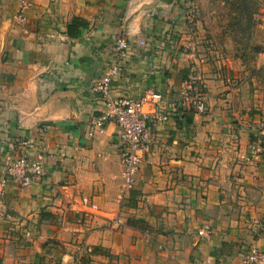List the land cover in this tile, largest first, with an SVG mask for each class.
<instances>
[{"label":"crops","instance_id":"obj_1","mask_svg":"<svg viewBox=\"0 0 264 264\" xmlns=\"http://www.w3.org/2000/svg\"><path fill=\"white\" fill-rule=\"evenodd\" d=\"M177 1L0 0V264H250L252 247L264 251V160L242 159L264 135V79L256 90L201 76L205 110L183 105L197 73L173 34ZM116 63L115 94L159 91L171 112L151 121L122 203L119 127L90 135L103 110L96 84ZM24 132L46 173L26 190L4 182ZM84 196L100 211L86 215Z\"/></svg>","mask_w":264,"mask_h":264},{"label":"built area","instance_id":"obj_2","mask_svg":"<svg viewBox=\"0 0 264 264\" xmlns=\"http://www.w3.org/2000/svg\"><path fill=\"white\" fill-rule=\"evenodd\" d=\"M27 5L22 6L16 16L18 20H26L24 10ZM129 48L130 43L126 37L121 36L117 39L116 51L118 55H124ZM120 71L121 66L116 63L96 84L103 110L93 122L90 135L94 129L104 132L106 126L112 122L119 127V138L122 142L120 160L123 165L124 188L118 197V202L122 203L124 195L135 188L137 173L144 155L150 147L151 121L163 123L169 120L171 112L163 105L164 96L159 91L148 90L141 97L115 94L113 81ZM184 85L182 104L186 106L192 102V108L203 112L205 110L204 92L201 89L198 90L194 80L185 82ZM147 105L152 106L150 111L146 110ZM34 140L25 132L19 133L13 140L11 151L4 162V182H10L14 186L26 190L45 176L43 156L41 154L36 157L32 156V149H36ZM242 159L245 165L253 167L264 160V135L258 136L255 142L250 143L248 151L242 156ZM81 205L85 212L90 211L91 214L100 211L98 203L89 196L81 198ZM114 221L117 227L123 225L120 216H117ZM200 234H204V231H201ZM246 260L250 264H264V251L252 247Z\"/></svg>","mask_w":264,"mask_h":264},{"label":"rangeland","instance_id":"obj_3","mask_svg":"<svg viewBox=\"0 0 264 264\" xmlns=\"http://www.w3.org/2000/svg\"><path fill=\"white\" fill-rule=\"evenodd\" d=\"M177 2L179 9L172 23L178 28L173 34L191 56L192 72L197 73L189 81L194 80L198 90H202L206 75L223 78L230 86L260 88L259 83L255 87L254 77L258 82L264 79L260 59L264 52V0Z\"/></svg>","mask_w":264,"mask_h":264}]
</instances>
